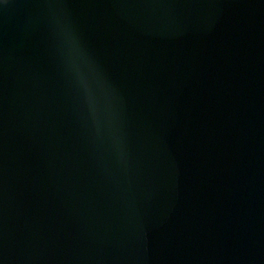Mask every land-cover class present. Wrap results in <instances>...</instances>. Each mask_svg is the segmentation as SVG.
<instances>
[{
  "label": "water",
  "instance_id": "95a60500",
  "mask_svg": "<svg viewBox=\"0 0 264 264\" xmlns=\"http://www.w3.org/2000/svg\"><path fill=\"white\" fill-rule=\"evenodd\" d=\"M0 264H264V0H0Z\"/></svg>",
  "mask_w": 264,
  "mask_h": 264
}]
</instances>
